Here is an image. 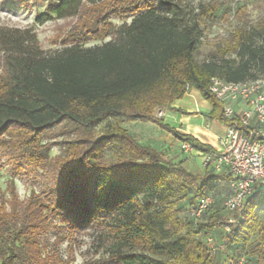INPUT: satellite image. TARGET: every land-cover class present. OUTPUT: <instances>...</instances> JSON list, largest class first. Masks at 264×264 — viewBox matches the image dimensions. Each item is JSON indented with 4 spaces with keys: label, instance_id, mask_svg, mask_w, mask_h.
I'll return each instance as SVG.
<instances>
[{
    "label": "trees",
    "instance_id": "trees-1",
    "mask_svg": "<svg viewBox=\"0 0 264 264\" xmlns=\"http://www.w3.org/2000/svg\"><path fill=\"white\" fill-rule=\"evenodd\" d=\"M45 1L36 20H82L54 55L45 54L34 30L0 28V156L45 170L51 144L43 141L50 131L67 124L81 134L62 142L52 186L25 199L13 184L8 187L10 199L0 200V264H68L45 254L49 232L53 244L67 240L69 246L76 234L90 233L97 252L105 249L106 255L83 264H211L196 235L221 227L227 228L222 243L231 259L242 256L239 251L256 236L246 253L264 264V223L255 214L264 204L263 188L247 198L235 219L213 214L197 221L213 203L193 218L197 199L229 176L208 170L195 175L121 126L154 122L193 149L212 150L163 124L154 111L173 109L188 84L210 103L209 118L231 124L207 86L212 77L264 76V23L237 34L220 54L197 60L200 20L208 17V7L195 13L186 0ZM107 37L100 46L84 47ZM102 122L106 128L95 136ZM185 199L192 200L189 219L182 221L176 206Z\"/></svg>",
    "mask_w": 264,
    "mask_h": 264
},
{
    "label": "rangeland",
    "instance_id": "rangeland-1",
    "mask_svg": "<svg viewBox=\"0 0 264 264\" xmlns=\"http://www.w3.org/2000/svg\"><path fill=\"white\" fill-rule=\"evenodd\" d=\"M186 1L195 13L198 12L200 6L210 9L208 17L200 20L202 38L195 52L197 60L208 59L211 54H220L226 47L235 42L237 34L245 30L248 31L252 27H259L264 23V0ZM45 5V0H28L27 3L18 0H0V28H30L35 31L38 42L45 54L54 55L63 49L62 40L70 35L71 32L77 30V25H79L78 23H80L82 18L36 20V16L44 11ZM130 20L131 17L127 19V22H130ZM113 22L120 24L122 21L113 19ZM107 41H109V37L103 40H90L85 43L84 47L100 46ZM233 56V53L228 54V57ZM193 89L189 88L187 92L192 93ZM171 111H174V108H156L154 117L163 124L173 128L168 123L170 122L169 112ZM160 112L161 115H159ZM142 123V121L137 124L122 122L121 126L141 144L156 150L164 160H172L198 176H202L207 172L201 164V157H191L188 153L183 152L178 140L172 133L154 122ZM105 128L106 122H102L95 127L93 134L99 136ZM80 134L78 130H70L67 124L56 126L50 131V138L43 141V143L51 144L49 166L45 170H35L20 159L0 156V200L10 199L8 190L10 184L14 185L19 199H25L32 190L42 192L48 186H52L57 179V170L53 163L62 155V142L75 139ZM214 185V188L208 192L212 196L213 203L205 216H202L197 221H205L213 214L228 219H235V212L227 211L224 207L225 199L230 193L229 183L218 179ZM190 200L192 199L182 200L176 206L177 216L182 221L189 219L188 207ZM255 214L264 223V204L256 208ZM56 223L59 224L58 221ZM215 229L209 230L208 234L204 236L201 234L196 236L202 242L211 264H228L233 257V253L228 251H220L215 255L209 253L206 237L212 236L214 242L220 243L225 239L227 231L224 227L218 228V230ZM53 241V232H49L48 242L44 250L45 254L54 257L60 256L62 260H67L68 264H83L96 261L106 255L105 249L97 252L96 247L92 245L93 236L90 233L80 232L76 234L75 240H71L70 246L67 240L58 245L53 244ZM256 241L257 238L254 236L246 248L239 251L245 258L246 264H260L256 261V257L246 253L247 247Z\"/></svg>",
    "mask_w": 264,
    "mask_h": 264
},
{
    "label": "built area",
    "instance_id": "built-area-1",
    "mask_svg": "<svg viewBox=\"0 0 264 264\" xmlns=\"http://www.w3.org/2000/svg\"><path fill=\"white\" fill-rule=\"evenodd\" d=\"M185 88L188 90L189 85ZM207 90L222 104V114L231 124L225 125L217 147L199 153L201 164L208 171L229 176L230 193L224 207L240 213L247 198L256 189H264V76L241 81L212 77ZM180 148L190 155L195 150L184 142ZM212 202L210 195L199 197L190 216L201 217ZM206 242L211 255L226 251L225 244L214 242L211 236L206 237ZM245 263L243 256L228 262Z\"/></svg>",
    "mask_w": 264,
    "mask_h": 264
},
{
    "label": "crops",
    "instance_id": "crops-1",
    "mask_svg": "<svg viewBox=\"0 0 264 264\" xmlns=\"http://www.w3.org/2000/svg\"><path fill=\"white\" fill-rule=\"evenodd\" d=\"M171 107L176 110L169 112L170 122L168 123L176 131L192 136L211 149L218 146L225 125L209 118L208 113L212 107L208 101L202 98L198 90L193 89L192 93L186 92L182 98L175 100ZM137 123H141V121L130 122V124ZM181 143L178 140L179 146ZM200 152L202 151L195 149L192 151V155L189 153L188 155L200 158ZM227 182L229 183V180Z\"/></svg>",
    "mask_w": 264,
    "mask_h": 264
}]
</instances>
